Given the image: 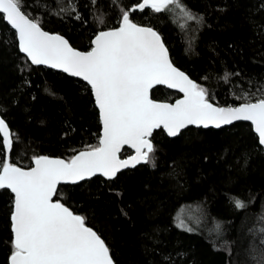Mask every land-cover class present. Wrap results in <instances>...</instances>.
<instances>
[{
  "label": "trees",
  "instance_id": "1",
  "mask_svg": "<svg viewBox=\"0 0 264 264\" xmlns=\"http://www.w3.org/2000/svg\"><path fill=\"white\" fill-rule=\"evenodd\" d=\"M141 1L23 0V10L81 50L128 10L134 22L158 29L173 62L207 89L210 101L239 105L245 101L237 96L262 94L264 0H181L195 20L175 8L132 11ZM68 4L72 10L61 11ZM179 96L161 85L152 89L158 100ZM0 112L14 138L6 153L0 134V165L7 159L28 168L42 155L68 160L99 145L102 126L89 85L32 65L2 15ZM152 140L154 166L60 185L57 199L99 232L116 264H256L250 249L264 250V149L252 125L191 127L173 138L157 129ZM130 153L125 148L122 155ZM233 197L248 206L236 208ZM13 208V193L0 190V264H8L13 250Z\"/></svg>",
  "mask_w": 264,
  "mask_h": 264
},
{
  "label": "snow or ice",
  "instance_id": "2",
  "mask_svg": "<svg viewBox=\"0 0 264 264\" xmlns=\"http://www.w3.org/2000/svg\"><path fill=\"white\" fill-rule=\"evenodd\" d=\"M174 8L188 20L197 19L181 0H142L132 11L161 13ZM0 15L16 30L19 50L32 65L61 69L90 85L103 126L98 146H88L68 160L36 156L35 166L28 170L7 159L2 162L0 190L14 193L10 264H114L105 240L86 225L85 217L53 197L61 182L77 183L97 173L114 179L121 169L154 166L151 154L155 147L150 138L155 129L175 137L189 125L220 128L249 121L259 145L264 146V88L258 89L262 94L255 100L248 93L237 96L245 101L237 107L215 106L206 88L172 64L159 33L133 22L128 10H122L119 27L95 35L87 52L73 48L61 35L43 30L40 20L23 10V0H0ZM227 78L228 74L225 81ZM156 85L177 88L184 98L175 104L157 102L150 96ZM0 134L5 152H10L14 138L2 118ZM124 145L135 149V155L121 160L118 153ZM231 199L238 209L248 206L238 198ZM250 256L256 264H264V250L258 255L253 247Z\"/></svg>",
  "mask_w": 264,
  "mask_h": 264
},
{
  "label": "water",
  "instance_id": "3",
  "mask_svg": "<svg viewBox=\"0 0 264 264\" xmlns=\"http://www.w3.org/2000/svg\"><path fill=\"white\" fill-rule=\"evenodd\" d=\"M141 2H142V1H141ZM25 12H26V11H25ZM26 13H27V12H26ZM27 14H28V13H27ZM30 17H31V16H30ZM31 18H32V17H31ZM6 22H7V21H6ZM133 22H134V21H133ZM7 23H8V22H7ZM135 23H136V22H135ZM8 24H9V23H8ZM136 24L141 25V26H145V27H151V28H153L156 32H158L159 35L161 36V38H162V40H163V42H164L166 48L168 49V55H169V58H170L172 64H173L175 67H177L178 69H180L182 72H184V73H185V74H186L191 80L195 81V80L190 76V74H189L188 72H186L185 70H183L182 68H180L179 66H177V65L173 62V60H172V58H171L170 50H169L168 46L166 45V43H165V41H164V39H163L162 34L158 31L157 28H155L154 26L149 25V24H140V23H136ZM9 25H10V24H9ZM10 26H11V25H10ZM41 27L43 28V30L49 32L50 34H59V35L63 36V37L69 42V44H70L73 48H75V49H77V50H79V51L87 52V51L91 50V48L93 47V45H92V46H91L89 49H87V50H81V49H79V48L73 46V45L71 44L70 40H69L65 35H63V34H61V33H59V32H55V31L47 30V29H45L42 25H41ZM116 27H119V25L116 26ZM116 27H113V28H116ZM12 29H13V28H12ZM109 29H112V28L104 29V30H102V31H106V30H109ZM13 30L16 32L15 29H13ZM97 34H98V33H97ZM16 36H17V34H16ZM94 38H95V37H94ZM94 38H93V39H94ZM17 40H18V36H17ZM18 46H19V41H18ZM21 53H22V52H21ZM22 54H24V53H22ZM24 55H25V54H24ZM25 56H26V55H25ZM37 66H45V67H48L47 65H37ZM49 68H51V67H49ZM52 69L63 72L61 69H58V68H52ZM64 73H65V72H64ZM66 74L69 75V76H71L69 73H66ZM72 77H74V76H72ZM75 78H78V79H81L82 81H84L81 77H75ZM84 82L87 83L86 81H84ZM195 82H196V81H195ZM156 86H159V85H156ZM156 86H154V87H156ZM161 86H164V87H166L167 89H169V90H171V91H174V92L179 93L180 96H179L178 98H176L174 101L158 100V99H155V98L152 97V90H151V92H150V96H151V98H152L153 100H155V101H157V102H160V103L175 104L176 101L181 100V99L184 98V94H183L182 92H180L179 89H177V88H169L167 85H161ZM89 87H90V85H89ZM154 87H153V88H154ZM90 88H91V87H90ZM92 94H93V92H92ZM93 97H94V94H93ZM94 100H95V98H94ZM210 102L213 103V104H214L215 106H217V107H237V106L240 105V104H239V105H220V104L214 103V102H212V101H210ZM95 104H96V103H95ZM96 107H97V106H96ZM97 108H98V107H97ZM98 111H99V109H98ZM99 115H100V114H99ZM0 118H2V119L5 120V118L2 116L1 112H0ZM100 121H101V119H100ZM5 122L7 123L6 120H5ZM239 122H247V123H250V124H251V122H249V121H234L232 124L222 125L220 128L228 127V126H231V125H233V124H235V123H239ZM7 125H8V127H9L10 132L12 133V136H13V131L11 130V128H10V126H9L8 123H7ZM251 125H252V124H251ZM101 126H102V122H101ZM191 127H194V128H204L203 126L189 125L187 128L182 129V130L180 131V133H181L182 131L188 129V128H191ZM207 128H215V127H213V126L210 125V126L207 127ZM220 128H215V129H220ZM252 128H253V131H254V127H253V125H252ZM156 130H157V129H155V130L153 131V134H154V132H155ZM164 131H165V133L167 134L166 130H164ZM102 132H103V126L101 127L100 137L102 136ZM254 132H255V131H254ZM255 134L257 135L256 132H255ZM167 135H168V134H167ZM179 135H180V134H179ZM1 136H2V134H1ZM168 136H169V135H168ZM177 136H178V135H177ZM257 136H258V135H257ZM100 137H99V139H100ZM152 137H153V135H152ZM152 137L150 138V140H151V142H152L153 145H154V142H153V140H152ZM169 137H172V136H169ZM175 137H176V136H175ZM2 138H3V136H2ZM172 138H173V137H172ZM262 147H263V149H264V146H262ZM125 148H129V149H131V153L128 154V155L123 156V155H122V152H123V150H124ZM84 150H85V149H84ZM81 151H83V150H81ZM79 152H80V151H78L75 155H77ZM118 155H119V158H120L121 160H123V159H127V158H129V157L135 155V149L131 148V147L128 146V145H124V146L121 148V150H120V152L118 153ZM42 156H48V157H50V158H61V159H65V158H63V157H58V156H49V155H42ZM65 160H67V159H65ZM138 165H140V164H138ZM16 166H17V167H20V166H18V165H16ZM34 166H35V165H34V161H33V164H32L30 167H28V168L21 167V168H23V169H25V170H28V169H30V168H32V167H34ZM136 166H137V165H136ZM132 168H133V167H129V168H125V169H121L120 172H122V171H124V170H126V169H132ZM134 168H135V167H134ZM120 172H118L117 175H118ZM117 175H116V176H117ZM96 176H102V177L108 179L107 177H105V176H103V175L97 173L95 176H93V177H91V178H88V179H85V180H82V181H78L77 183H71V182L65 183V182H61L60 184L57 185V191H58V188H59L60 185H68V184L76 185V184L82 183V182H84V181L90 180V179H92V178H94V177H96ZM13 195H14V193H13ZM53 199H54V200H59L61 203L65 204L62 200L57 199L56 196H54ZM65 206H67V205L65 204ZM67 207H68V206H67ZM68 208H69L71 211H73L70 207H68ZM13 210H14V208H13ZM73 212H74L75 214H78V215L83 216L82 214H79V213H77V212H75V211H73ZM83 217H84V216H83ZM85 222H86V221H85ZM86 225L89 226V227H91V228H93L92 226H90L89 224H87V222H86ZM93 229H94V228H93ZM94 230H95V229H94ZM95 231L98 233L97 230H95ZM98 234H99V233H98ZM99 235H100V234H99ZM100 236H101V235H100ZM13 238H14V234H13ZM101 238H102V237H101ZM102 239H103V238H102ZM105 242H106V241H105ZM106 244H107V243H106ZM107 246H108V244H107ZM108 247H109V246H108ZM8 264H10V259H9ZM114 264H116L115 261H114Z\"/></svg>",
  "mask_w": 264,
  "mask_h": 264
},
{
  "label": "rangeland",
  "instance_id": "4",
  "mask_svg": "<svg viewBox=\"0 0 264 264\" xmlns=\"http://www.w3.org/2000/svg\"><path fill=\"white\" fill-rule=\"evenodd\" d=\"M62 9H63V11H67L68 9H71V10H72V5H70V4H68L67 6L64 5V6L62 7Z\"/></svg>",
  "mask_w": 264,
  "mask_h": 264
},
{
  "label": "bare ground",
  "instance_id": "5",
  "mask_svg": "<svg viewBox=\"0 0 264 264\" xmlns=\"http://www.w3.org/2000/svg\"><path fill=\"white\" fill-rule=\"evenodd\" d=\"M11 27V26H10ZM31 62V61H30ZM99 233V232H98ZM102 237V236H101ZM103 238V237H102Z\"/></svg>",
  "mask_w": 264,
  "mask_h": 264
}]
</instances>
